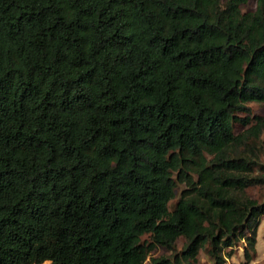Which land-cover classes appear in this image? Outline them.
Returning <instances> with one entry per match:
<instances>
[{
	"label": "trees",
	"instance_id": "obj_1",
	"mask_svg": "<svg viewBox=\"0 0 264 264\" xmlns=\"http://www.w3.org/2000/svg\"><path fill=\"white\" fill-rule=\"evenodd\" d=\"M255 1L0 0V264L253 258Z\"/></svg>",
	"mask_w": 264,
	"mask_h": 264
},
{
	"label": "rangeland",
	"instance_id": "obj_2",
	"mask_svg": "<svg viewBox=\"0 0 264 264\" xmlns=\"http://www.w3.org/2000/svg\"><path fill=\"white\" fill-rule=\"evenodd\" d=\"M255 3H256L255 0H248L246 5H244L242 9L243 10H253L255 7ZM248 105L250 108V114L248 115L249 118H252L253 116L264 117V102H249ZM240 115L244 116L243 114H240ZM252 123H253V120L250 121L248 126H250ZM246 129L247 127L243 126V124L241 123L235 124V130L237 133L245 132ZM260 140L256 141V140L250 139V141L257 143L258 145L260 144ZM256 148L257 149L255 151L259 154L260 160H263V156H264L263 153L261 152L258 146H256ZM179 191H180V188H178L176 191V197L170 201V207L176 201L179 195ZM246 192L258 198L259 200L264 199V185L262 187L248 188ZM256 240H257L256 253L249 262H244V258L242 255V247H241L242 244H239V245L234 246V251L231 254V256L227 257L225 264H264V212L259 217V223L256 229ZM183 241L184 240L182 237L178 239L177 241L178 248L181 247ZM167 253H168L167 251L161 248H157L153 252L154 255L167 254ZM42 264H50V262L45 261ZM196 264H212V260L207 255L205 250L199 251L198 260Z\"/></svg>",
	"mask_w": 264,
	"mask_h": 264
}]
</instances>
